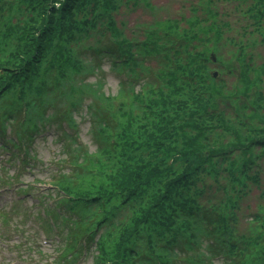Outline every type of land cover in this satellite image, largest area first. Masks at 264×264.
<instances>
[{"label":"trees","instance_id":"16d2710c","mask_svg":"<svg viewBox=\"0 0 264 264\" xmlns=\"http://www.w3.org/2000/svg\"><path fill=\"white\" fill-rule=\"evenodd\" d=\"M228 1L196 0L189 16L140 22L137 41L116 16L122 5L147 0H0L7 161L35 166L33 143L45 126H59L55 97L72 98L80 87L93 98L85 112L95 151L72 147L74 136L67 141L63 131L53 136L56 169L41 172L49 189L63 193L59 207L42 213L46 228L60 223L71 237L55 248L68 264L90 251L91 264H264V58L254 49L264 44V0H238L250 1L237 9L250 21L236 36L227 35V11L217 9ZM106 33L117 40L88 47L112 59L115 95L101 91L100 80L76 84V76L99 72L79 46ZM72 117L62 118L72 126Z\"/></svg>","mask_w":264,"mask_h":264},{"label":"rangeland","instance_id":"374dc122","mask_svg":"<svg viewBox=\"0 0 264 264\" xmlns=\"http://www.w3.org/2000/svg\"><path fill=\"white\" fill-rule=\"evenodd\" d=\"M198 1V0H197ZM149 3L147 6H145L142 2L141 5L133 7H128L126 5H122V7L119 9L116 21L119 22L120 20H123L127 24V28L125 30L126 36H137V41H140L142 38V34L139 32L140 28H136V24L140 22H148L152 23L156 19H162L167 17H180V16H189L190 14V4H195L196 6V0H147ZM250 1H248L246 4H243V2H238V0H229L226 3L217 4V9L220 11V7H223L226 12V17H223V19H226L230 22L232 31L231 33H227V35L236 36V30L239 31V27L245 24H248L249 19L246 17H243L239 10L243 9ZM152 7V8H150ZM2 13L4 12V9L2 10ZM222 18V17H221ZM135 23V24H134ZM130 30L133 32L130 33ZM113 38L117 40V37H112L109 35V33L105 34V36H101L99 41L95 40L94 37H88L83 42L82 45L79 46L78 49V55L80 53V56L83 59L91 58L93 61H99V67L97 68L99 72H96L95 74H83L80 76H76V84H79L80 82L84 83H94L96 80H100L104 85L101 88V91H104L106 94L115 95L116 90L118 88L117 82L119 80L118 77H116L117 73L112 71L110 68V62L112 59L106 56L99 55L96 56L95 53L92 50H89L90 47L88 45H94V47L98 46H105L112 42H114ZM82 47H87L86 49H82ZM254 49H256V52L260 54L261 58H264V44L258 43ZM224 59H227L229 57L228 53L223 54ZM149 58V57H148ZM145 60V59H144ZM150 64L152 65L151 68L154 67L155 63L153 60H148ZM102 62V65L100 64ZM86 65H90L86 63ZM92 67H95L98 65V63L91 62ZM216 68H212L214 70ZM97 70V71H98ZM229 75L227 78H231L233 75ZM138 88V86H137ZM59 90H65L67 91V86H63L58 88ZM80 87H78L77 90L73 91L72 98L63 96L59 97L55 100L58 101L56 105V112L58 115H60V121L58 128H55V124L52 123V125L45 126V129L43 130L44 137L37 138L36 142L33 143V148L36 149L35 153L36 157L31 160V164H34L35 167L30 170L31 172L35 173V171H41V169H48L50 166L51 169H56L53 167V165H57L58 162L54 160V157L59 156L60 152V146H58V142L53 140L54 135H59L63 133V131H67L69 134V139L73 137L74 142L72 147H75L79 145L80 147L84 148L88 152L95 151L97 147V143L95 140H93V136L91 135V131L93 130L92 125L90 124V118L89 115L86 114V104L89 102V100L93 99L89 96L88 92H82L80 93ZM81 98V99H80ZM75 99H79L80 101L77 102V105L72 106L71 102ZM67 105H69L67 107ZM51 109L49 110V112ZM68 113H65V112ZM72 113V118L74 120V124L71 126L67 120L63 119L62 117L68 118L69 114ZM62 121H65L67 124L61 123ZM57 129V130H56ZM48 134V136H46ZM11 135L4 134V137H10ZM3 142V141H2ZM1 149V148H0ZM68 149V148H67ZM0 208L8 211L11 198H16L15 195V187H18V185H15L13 182H8L13 179V175L15 172H18L19 175L17 178L22 179L24 183L27 181H30L33 176L31 174L26 173L25 171H22V169H19L20 166H16L15 168L12 167V164H3L5 161V155H2V150H0ZM79 154V153H78ZM27 169V166H26ZM28 170V169H27ZM34 170V171H33ZM49 174L52 172H48ZM51 176V175H50ZM40 179L44 176H39ZM49 177V176H48ZM40 181V180H39ZM37 186L35 187L36 190L39 189L42 197L48 193V197L50 199H45V205L42 202L39 204V207H44L43 210H45L48 206L53 207L54 205L57 207L58 203L61 202V196L62 192L60 193L56 187H52L49 189V186L46 185V187H42V184H40L38 181H34ZM11 185V186H6ZM47 189V190H46ZM252 193H257L256 190H254ZM34 196H31L30 198H25L24 205L25 208H20V213L16 217V219L22 220V225H20L18 228H15V224L13 220L8 217L6 220L2 221L0 225V264H68L67 259H61L58 257V254L63 252V249L61 251V248L66 245L65 243L69 242L68 239L71 237L64 236V232L60 229V226L62 224L58 223L56 224L55 230H51V232L46 233L45 236H41L40 233L41 230L44 231V221L48 218L44 216L34 217L33 213L35 209L32 204L35 202L34 197L37 198L36 193H33ZM252 195V194H251ZM21 197H18V199ZM58 201V202H57ZM255 198L251 197L247 202L249 203L250 207L253 209ZM16 204L18 207L22 206V202L19 203L18 200L16 201ZM13 210L16 209L14 201L11 204ZM59 207V206H58ZM60 211L57 213H62V207L59 208ZM33 211L30 213V211ZM36 210V209H35ZM1 211V210H0ZM46 213V212H45ZM66 213H70L67 212ZM89 214L88 216H91L90 211H87ZM65 214V213H62ZM27 215H31L35 222L31 219V222L26 223L24 221V218L28 219L29 217ZM246 214H242L240 216L241 224L244 223V219L247 217ZM9 216V215H8ZM15 216V215H14ZM46 216V215H45ZM2 217V216H1ZM36 223V224H35ZM88 223V222H87ZM44 227V228H43ZM59 230V231H58ZM65 230V229H64ZM25 233V237L19 239L20 244H14L12 246V239H14V234L21 235V232ZM66 231V230H65ZM32 233H35L37 236H34ZM40 232V233H39ZM67 234L69 231H66ZM57 235V236H55ZM50 236V237H49ZM11 238V240L8 242V239ZM66 239V241H64ZM81 242V241H80ZM70 243V242H69ZM64 244V245H63ZM59 245H62L61 248H57V251L55 250L56 247ZM18 246V247H17ZM18 249H16V248ZM81 245H77L75 249H82ZM92 251H90V255L82 256L79 259L78 264H91L93 259L92 257ZM79 255H75V257H78ZM183 256L177 258L178 260H181ZM25 260L24 262H22ZM75 263V261H74ZM207 264V262L203 263ZM214 264H217L215 262Z\"/></svg>","mask_w":264,"mask_h":264}]
</instances>
